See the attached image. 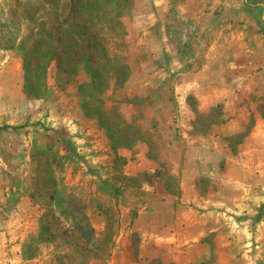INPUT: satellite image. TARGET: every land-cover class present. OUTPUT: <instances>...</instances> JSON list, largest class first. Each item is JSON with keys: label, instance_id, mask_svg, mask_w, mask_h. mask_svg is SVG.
<instances>
[{"label": "rangeland", "instance_id": "1", "mask_svg": "<svg viewBox=\"0 0 264 264\" xmlns=\"http://www.w3.org/2000/svg\"><path fill=\"white\" fill-rule=\"evenodd\" d=\"M72 1L0 0V39L12 30V25L8 24L11 19H22L25 12L38 15L46 5L51 8L56 3L72 4ZM132 2L113 0L111 6L114 10L118 8L121 15L114 22L104 17L98 24L95 23L97 38L101 39L93 54L84 55L90 50L91 40L86 39L81 31L80 34L72 30L65 22L55 24L53 30L57 51L54 56L52 54L46 62H39L40 68L35 70L39 53L34 51L29 63L25 64L28 72L20 62L22 97L43 107L38 113H33L32 122L24 125H13L10 121L15 118L0 114V176L9 181L4 185L7 194L13 189H25L36 221L32 225L33 233L30 229H17L15 222L0 230V264H108L115 248L112 237L119 235L118 226L125 219L120 216V207L128 208L131 219L141 206L144 192L154 176L166 180L171 191H178L180 187L177 174L180 171L173 172L165 164L166 161L158 169L134 175H128L124 169L125 162L136 163L140 154H145L144 151L154 160L160 154L166 157L169 143L180 149L186 148L190 138H185L184 134L199 135V141L205 147L210 143L206 134L214 132L225 122L224 108L214 106L205 110L202 106L201 110L197 109L192 102L193 94L188 93L186 95L190 98L187 101L192 113L186 111V117H183L178 107L172 104L174 85L180 74L158 81L156 72L151 71L154 65L149 57L148 60L147 57L135 60L140 39L130 38L123 21L131 11ZM73 6L65 10V20L75 17ZM86 15L91 16L90 12ZM27 18L18 27L20 37L27 31H34L37 23L43 20L33 19L31 23ZM51 21L55 22L52 18ZM176 25L179 27L174 29L177 34H194L198 30L192 23ZM70 37L73 42L76 41L75 44ZM18 40V47L15 45L17 48L8 50L7 56L22 59L25 46ZM191 40L192 43L189 41L182 50L183 56L192 62L185 67L186 72L194 64L201 65L203 59L198 54L192 55L194 40ZM75 59L79 62L76 63ZM146 60L150 71L146 75L147 85L141 88L139 64ZM42 63H46L44 70ZM135 69L138 72L133 83L138 82L129 85L132 70ZM165 86L168 88L165 89ZM143 92L146 93L141 96ZM44 106L49 107L46 109ZM257 111L264 118L263 107L257 108ZM51 113L53 117L58 116L57 119L69 117L68 125L74 133L70 134L64 148L60 142H48L44 148L37 146L41 139L40 128L63 127L61 121L50 120ZM247 122L256 125V117H250ZM216 138L221 139L219 136ZM244 138L245 135H235L222 137V140L237 145ZM21 142L31 148L25 149L26 154H21V164L18 165L7 149ZM109 145L113 148L110 152L104 148L109 149ZM237 149V146H232L227 153L236 154ZM29 150L31 161H27ZM196 153L206 154L201 150ZM210 157L219 160L214 153ZM191 159L196 163L195 159ZM224 161L216 165L218 169L224 168ZM12 193L11 196L15 194ZM11 196L5 201L6 209L0 211V216L4 213L9 215L19 207V200ZM94 210L106 219V231L99 236L94 234L90 225L89 212ZM232 210L236 212L228 216L230 227L242 237L240 228L245 226L246 240L253 245L248 254L264 261V247L258 248L259 242L264 241V236L258 235L259 227L264 224V185L246 190L244 200L234 203Z\"/></svg>", "mask_w": 264, "mask_h": 264}, {"label": "crops", "instance_id": "2", "mask_svg": "<svg viewBox=\"0 0 264 264\" xmlns=\"http://www.w3.org/2000/svg\"><path fill=\"white\" fill-rule=\"evenodd\" d=\"M123 21L130 38L140 39L135 60L149 57L154 65L151 71L156 72L158 81L180 74L172 98L179 114L186 117V111L192 113L188 93L193 94L192 102L197 109L224 108L225 122L206 134L210 143L205 147L199 135L184 134L190 138L187 147L180 149L166 143L169 153L166 157L160 154L154 160L144 151L136 163L126 159L124 169L128 175L158 169L166 161L173 172L180 171L177 173L180 187L171 191L166 180L154 176L131 219L128 208L120 207V216L125 219L118 226L119 235L112 237L115 248L108 264H264L262 259L248 254L253 245L246 240L245 226L240 228L242 237L238 236L228 220L236 212L231 211L233 204L244 200L246 190L264 185V118L257 111L264 109V0H133ZM183 22L194 24L198 30L194 34H177L176 24ZM191 39L192 55L198 54L203 59L201 65L194 64L186 72L190 60L183 56L182 50L189 41L192 43ZM6 53L0 49V114L15 118L9 120L13 125H24L32 122L33 113L43 106L22 97V60ZM147 60L139 64L141 88L147 85L146 75L150 71ZM137 72L132 70L129 85L138 82L133 83ZM252 116L256 117V125L247 122ZM57 117L50 114V120L61 121L63 127L40 128L38 148L46 147L48 142H60L64 148L74 133L69 127V117ZM235 135L246 138L237 145L222 140ZM110 145L109 149L104 147L109 152ZM232 146L238 147L236 154L227 153ZM27 148L31 147L21 142L7 150L14 155V163L20 165L21 154H26ZM197 150L206 154H197ZM212 153L219 160L210 157ZM27 156V161H31L30 150ZM221 160H225L224 168L218 169L216 165ZM8 182L0 176V211L6 209L5 201L12 192L15 194L11 198L19 200V207L0 216V230L15 222L17 229H30L33 233L36 219L28 195L23 188L7 194L4 185ZM89 213L91 228L99 236L106 231V219L95 210ZM258 235L264 236V224ZM262 247L264 241L259 242L258 248Z\"/></svg>", "mask_w": 264, "mask_h": 264}, {"label": "trees", "instance_id": "3", "mask_svg": "<svg viewBox=\"0 0 264 264\" xmlns=\"http://www.w3.org/2000/svg\"><path fill=\"white\" fill-rule=\"evenodd\" d=\"M113 0H73L71 3L75 6H73V16H75L72 19L65 20V10H68L72 4H69L67 2L62 3H56L51 8L49 6H45L42 8V13L40 14H31L30 12H25V17L29 20V22H33L34 20H38L40 18H43L37 25L35 26L34 31H27L24 35H19L20 30L18 27L25 22V17L21 18H13L10 20L8 24L12 25V30L8 31L6 35L0 39V48L2 50H11L18 47L16 44L17 40L24 44L25 48L22 53V63L25 67V64L29 63V57H31L32 53L34 51L39 53V59L36 69H39L40 65L39 62L47 61V58L53 54H56L57 51L55 49V35H53V30L56 25H60L62 23L66 22V25L70 27L72 30L79 32L81 31L86 39H90V47L89 51L84 53L87 54H93L95 51L94 49L96 46H98L99 41L101 38H97L98 33L95 31V23L98 24L100 20L104 17H106L109 22L116 21L121 13L119 12V9L116 8V10L113 9L111 6ZM114 10V11H113ZM86 12H90L91 16H87ZM51 18L54 19V23L51 21ZM105 19V18H104ZM119 23L118 21L116 22ZM113 27V26H111ZM33 33L30 35V33ZM81 32H79L81 34ZM21 34V33H20ZM70 40L72 44H75L76 41L73 42L74 39L70 37ZM36 40V41H35ZM67 40V38H66ZM35 41V42H34ZM7 44V46H5ZM17 47H16V46ZM88 61L89 58L87 57ZM77 60V61H76ZM79 59H75V62H79ZM42 67L44 70V66L46 63H42ZM26 68V67H25ZM26 72H28V69L26 68Z\"/></svg>", "mask_w": 264, "mask_h": 264}]
</instances>
